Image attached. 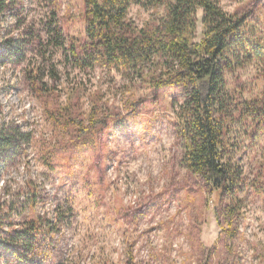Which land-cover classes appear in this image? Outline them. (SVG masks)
Masks as SVG:
<instances>
[{"label": "rangeland", "instance_id": "1", "mask_svg": "<svg viewBox=\"0 0 264 264\" xmlns=\"http://www.w3.org/2000/svg\"><path fill=\"white\" fill-rule=\"evenodd\" d=\"M216 1L229 15L245 17L255 34L264 35V0ZM9 2L0 15V42L16 46L32 37L37 43L23 44L17 62L0 61L1 236L21 229L24 219L49 222L50 232L42 235L46 264H125L128 258L136 264H264V197L251 186L239 194L245 206L236 237L228 239L215 221L213 196L180 162L175 119L182 96L177 88L154 92L138 84L132 73L100 67L78 72L65 66L61 50L48 48L59 71L54 87L62 102L69 87H77L83 112L90 109L89 96L99 94L100 104L120 116L109 119L104 130H94L84 144L57 148L52 168L44 164L45 144L58 134L26 75L39 69L43 81L52 85L50 64L40 54L46 23L55 11L63 36L83 39V0ZM128 8L129 20L140 29L164 14L163 8ZM196 17L199 41L201 12ZM260 65L251 61L227 72L228 88L240 90L244 99L258 96L264 90ZM234 127L233 161L246 185L262 183L258 167L264 160V131L252 139L241 125ZM15 132L27 139H15ZM4 141L10 142L8 148L2 147ZM33 198L34 206L29 203ZM0 264L24 263L5 248L0 249Z\"/></svg>", "mask_w": 264, "mask_h": 264}, {"label": "trees", "instance_id": "2", "mask_svg": "<svg viewBox=\"0 0 264 264\" xmlns=\"http://www.w3.org/2000/svg\"><path fill=\"white\" fill-rule=\"evenodd\" d=\"M12 2L0 0V15ZM216 2L83 0L81 18L85 36L80 40L63 36L53 11L46 23L45 48L40 49L41 57L50 64L47 75L52 85L43 81L39 69L29 71L26 76L31 91L43 104V113L53 132L58 134L55 140L45 144L44 164L50 168L51 157L56 152L73 149L80 142L84 144L94 130H104L109 119L120 115L107 109L106 103L101 105L99 94L89 96L90 109L88 113L83 112L82 95L77 87H69L62 102L61 94L54 87L59 71L50 62L48 48L61 50L65 66L78 72L100 67L123 75L132 73L138 84L154 92L177 88L182 96L175 119V133L182 148L180 162L213 196L215 221L221 233L233 239L245 206L239 194L251 186L256 194L264 197V160L258 167L262 183L246 185L243 171L233 161L236 141L232 130L239 124L247 138L252 139L264 131V90L256 97L244 99L240 90L228 88L226 73L251 61L259 62L264 68V35L255 34L245 17L229 15ZM133 4L163 8L164 14L145 22L140 29L128 17V7ZM199 12L202 14L201 38L196 41ZM36 43L32 37L16 46L10 41H1V64L6 60L19 61L23 44L30 47ZM136 106L132 104L133 108ZM14 138L22 142L27 139L19 132H15ZM8 146L10 142L4 141L2 147ZM34 202L33 198L29 203L34 206ZM1 222L0 219V226ZM49 227L51 224L40 218L24 219L21 229L7 230L5 237L0 231V249L11 250L16 260L24 264L38 260L46 264L48 254L42 235L50 232ZM125 264L136 263L128 258Z\"/></svg>", "mask_w": 264, "mask_h": 264}]
</instances>
